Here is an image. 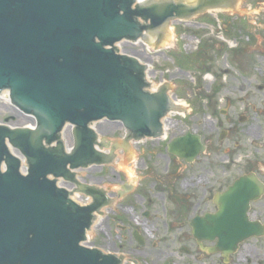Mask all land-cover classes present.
I'll return each instance as SVG.
<instances>
[{
	"label": "water",
	"instance_id": "95a60500",
	"mask_svg": "<svg viewBox=\"0 0 264 264\" xmlns=\"http://www.w3.org/2000/svg\"><path fill=\"white\" fill-rule=\"evenodd\" d=\"M225 2L0 0V93L8 89L12 102L36 119L35 128L0 123V264L123 262L122 256L84 244L96 212L102 213L110 202L107 193L110 204L114 196L103 187L79 182L74 170L110 161L113 154L96 148L107 147L106 141L114 151L124 148L125 163L133 154L129 139L160 137L162 118L175 105L168 92L171 83L149 91L148 65L119 53L116 43L149 39L171 20ZM217 11L222 10L199 15ZM150 38L151 46L163 45V40ZM101 119L121 121L127 137L99 141L90 124ZM66 125L72 126L70 151L62 137ZM10 146L25 157V173L22 159ZM203 149L191 133L169 144L170 152L188 162ZM60 177L76 183L75 189L92 195L93 201L81 205L73 200V190L58 186ZM260 192L253 175L241 177L216 195V212L191 222L194 236L217 240L210 252L235 251L257 231L248 212ZM135 237L145 243L138 231Z\"/></svg>",
	"mask_w": 264,
	"mask_h": 264
},
{
	"label": "rangeland",
	"instance_id": "374dc122",
	"mask_svg": "<svg viewBox=\"0 0 264 264\" xmlns=\"http://www.w3.org/2000/svg\"><path fill=\"white\" fill-rule=\"evenodd\" d=\"M171 25L173 35L168 43L151 46L141 40L123 42L121 48L150 66L153 88L157 89L158 83H171V93L177 94L188 108L196 75L201 72L208 71L211 77L204 76L200 82L205 89H210L209 84L222 88L225 84L245 83L236 75L238 69H233L226 61V57L231 56V44L237 45L241 63H254L257 58L259 64H250L251 70L264 72V60L258 59L262 53L264 55V0H239L232 9L198 15ZM227 68L229 72L223 74ZM171 117L176 119L178 115L170 114ZM6 118H10L11 124H32L31 117L21 114L16 106L0 96V121ZM175 124L168 126L167 141L129 139L133 154L125 163L124 148H121L114 151L117 157L110 164L76 170L80 181L103 187L114 196L112 204L104 207L103 216H97L100 220L96 219L98 223L86 245L123 254L127 261L135 259L139 264H197L180 251L181 245L195 248V242L188 225L180 229L178 222H188L197 213L216 210L212 202L214 192L207 194L211 200L205 204L202 201L205 189L195 181L198 166L168 153L171 137L183 134L190 127L189 123L184 127ZM95 128L101 139L127 137V130L120 122L98 121ZM67 139L70 143V136ZM256 208L255 205L250 214L252 219L260 216L255 214ZM134 230L144 237L143 245L134 239Z\"/></svg>",
	"mask_w": 264,
	"mask_h": 264
},
{
	"label": "flooded vegetation",
	"instance_id": "af4514ba",
	"mask_svg": "<svg viewBox=\"0 0 264 264\" xmlns=\"http://www.w3.org/2000/svg\"><path fill=\"white\" fill-rule=\"evenodd\" d=\"M236 47L230 46L231 56L226 57V61L233 69H238L236 75L245 83L225 84L222 88L209 84L210 89H205L200 82H203L208 71L201 72L199 76L196 75L192 101L189 108L186 104L185 115L167 120L169 124L176 123L179 127L189 123V129L183 134L194 133L205 146L193 161L199 169L195 181L206 192L202 198L205 204L211 200L208 193L214 192L212 202L215 205V195L227 190L243 175H253L262 192L252 202L250 210L251 214L256 205L255 214H260L252 220L257 225V231L241 241L238 249L228 255L209 253L207 247L214 243H199L194 237L191 221L199 213L188 222H178L180 229L188 225L195 242V248L181 245L180 251L191 256L197 264H264V72H252L250 64L258 66L257 58H253L254 63H241ZM258 59L264 60L263 53ZM228 72L227 68L223 74ZM183 134H175L171 139Z\"/></svg>",
	"mask_w": 264,
	"mask_h": 264
},
{
	"label": "bare ground",
	"instance_id": "6f19581e",
	"mask_svg": "<svg viewBox=\"0 0 264 264\" xmlns=\"http://www.w3.org/2000/svg\"><path fill=\"white\" fill-rule=\"evenodd\" d=\"M254 12H255V11H253L252 13H254ZM252 13H250V14H252ZM168 29H169V31H170V33H169V39H163V44L168 43V42L170 41V39L172 38V35H173V34L171 33V29H170V28H168ZM148 78H149V79L151 78L149 72H148ZM177 104L182 105V107H181L178 111H181V112H182V111L186 108V103L183 102L182 100L178 101ZM167 120H168V119H167ZM167 120H166V119L164 120V125H165V128H166V129H167L168 126H169V122H168ZM64 136H65V138H67V137L69 136V133H67V131H65ZM115 154H117V153H115ZM116 157H117V156L114 157V161H115ZM130 211H132V210L130 209ZM99 218H100V217H99ZM97 220H100V219H97ZM97 223H98V222H96L95 225L92 227V229L88 232L89 234H91V233L94 232L93 230L96 228Z\"/></svg>",
	"mask_w": 264,
	"mask_h": 264
}]
</instances>
